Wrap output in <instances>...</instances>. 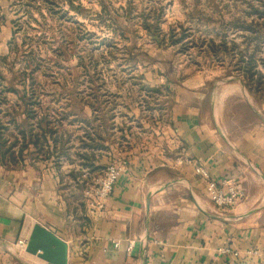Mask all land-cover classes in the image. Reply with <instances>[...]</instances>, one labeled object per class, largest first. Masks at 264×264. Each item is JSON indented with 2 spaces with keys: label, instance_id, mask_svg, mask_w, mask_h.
<instances>
[{
  "label": "crops",
  "instance_id": "obj_1",
  "mask_svg": "<svg viewBox=\"0 0 264 264\" xmlns=\"http://www.w3.org/2000/svg\"><path fill=\"white\" fill-rule=\"evenodd\" d=\"M118 71L105 91L118 100L101 113L88 103L69 144L0 152V264H48L19 243L36 224L67 244L68 264H264V97L241 79L208 90L201 71L175 82L158 69ZM233 102L250 116L231 118ZM111 161L126 171L94 215L84 192ZM199 168L236 179L240 203L218 209Z\"/></svg>",
  "mask_w": 264,
  "mask_h": 264
},
{
  "label": "rangeland",
  "instance_id": "obj_2",
  "mask_svg": "<svg viewBox=\"0 0 264 264\" xmlns=\"http://www.w3.org/2000/svg\"><path fill=\"white\" fill-rule=\"evenodd\" d=\"M72 1L88 10L86 17L68 11L69 0H0V118L4 122L8 115L27 129L40 120L47 127L44 114H50L52 121L60 118L61 111L75 112L76 117L87 115L79 98L96 103L88 95L92 86L88 80L93 76L97 79L91 75L94 70L86 74L91 69L90 57L98 63L97 84L105 83L99 91L102 101L118 100L105 91L112 90L117 79L114 72H120L119 68L158 69L171 82L201 71L209 83L208 90L212 85L238 83L237 79L243 82L235 64L238 50L246 48L243 38L248 33L237 29L233 22L243 17L242 21L251 23L253 17L246 15L250 6H264V0ZM102 9L105 11L100 15ZM143 13L151 15L148 21L152 25L157 22L154 17H159L158 29H152L151 35L142 25ZM111 16L116 19L111 20ZM87 32L94 35L86 36ZM155 37L163 43L158 44ZM224 37L228 47L231 38L237 37L235 41L240 46L234 51L235 57L229 52L216 55L210 47L212 40L217 45ZM107 40L120 41L117 49L103 47L101 42ZM257 54L263 58L264 44ZM142 84L146 87L144 79ZM255 92L263 99L264 83L263 90ZM31 110L42 119H31ZM228 115L246 119L250 112L233 102L229 103ZM66 120L61 130L77 132V127Z\"/></svg>",
  "mask_w": 264,
  "mask_h": 264
},
{
  "label": "trees",
  "instance_id": "obj_3",
  "mask_svg": "<svg viewBox=\"0 0 264 264\" xmlns=\"http://www.w3.org/2000/svg\"><path fill=\"white\" fill-rule=\"evenodd\" d=\"M70 6L68 11H72L77 15L86 17L87 16V9L80 6L76 5L72 0H69ZM246 12V15L248 17H253V20L251 23H248L245 21H242V18H239L235 20L233 25L239 30L244 31L248 33L247 36H244L243 38V43H246V48L245 50H238V55H237V62L235 64L236 70L238 71L239 74L242 75L244 82L246 86L249 87H254L256 90H263V83H264V73L262 70L259 68L260 65H264V59L258 56V51L260 50L261 44H264V6H250ZM105 10L102 9L101 12L99 13L100 15L103 14ZM66 14V12H65ZM142 18V25L144 29L147 31L149 35H151L152 29H158V20L159 17H154V19L157 20L153 25L148 21L151 18V15L149 13L141 14L140 15ZM111 20H115L113 16L110 17ZM262 20L263 22H260ZM76 24V22H75ZM79 26H82V24L77 23ZM85 35H94L93 33H85ZM126 38V36H124ZM227 37L222 38L220 44L215 45V41L212 40L210 42V47L214 50V53L219 55V53H228L229 55L235 57L234 51L236 49H239V44L236 43L235 40H231V47H228L227 45ZM118 40H107L101 42V44H104L103 47L105 48H111V49H117L118 45ZM163 41L160 40L158 41V44H162ZM252 46L251 48H249ZM223 49V50H222ZM90 52V51H89ZM108 53L109 50H108ZM84 58L81 57V59ZM131 60H133L132 57H130ZM90 64H91V69L87 71L86 74H91V70H94L92 72V76L96 75L94 79V76L89 79V83L92 85L90 87V93L88 95L92 96V99L96 100V103H98V106L91 105L92 109L94 111H100V113L105 109L102 107L103 102L100 99V97L103 95L102 92L100 93L99 91H102L101 89L104 87L105 83L101 82L99 85L97 84V80H99L100 73L96 71L97 67V61H92V58L90 57ZM134 61V60H133ZM82 65L83 62H81ZM119 67V65L117 64ZM84 67H89V66H84ZM145 89L148 87L143 86ZM150 90V88H148ZM32 97L31 99H34L35 96L34 94H31ZM78 97V95H76ZM80 97V95H79ZM37 99V98H36ZM85 98H79L81 101L80 107L83 109H86L85 107L88 106V103L91 104V101L89 100H84ZM100 99V100H99ZM99 100V101H98ZM41 103V102H38ZM102 104V105H101ZM70 106V104L68 105ZM115 107L112 109L109 108V110H113ZM75 112H62L59 113V119L58 120H50V114H44V119H48V122H46L47 127L42 126V120H40L37 123H31L30 126L25 129L21 125H18L17 122H15L14 118H9L7 115L6 117L7 122L3 121V118H0V152H2L3 155L9 156L10 159H22L23 158V151L26 149L32 148L31 152L28 153L30 157L33 155H37V157L42 154L43 152L46 154H50V144H49V139L52 140V142L57 145L58 142L62 144L67 142L68 144L71 141L69 132L62 131L61 127L64 125V120L65 123L69 120L67 117L73 116L75 117L74 120H69L70 125H76L79 121L83 122L85 125L86 122L81 118L82 116L76 117ZM77 114V113H76ZM29 117L31 119H39L41 116H38V113H35L34 110H31ZM42 119V118H40ZM76 123V124H75ZM62 131V136L61 138H55V135L58 134L59 132ZM67 135V138H64V136ZM50 137V138H49ZM19 147V149L16 151V147ZM20 145V146H19ZM48 150L45 151V149ZM63 149V148H62ZM17 153V154H16ZM63 153V152H61Z\"/></svg>",
  "mask_w": 264,
  "mask_h": 264
},
{
  "label": "built area",
  "instance_id": "obj_4",
  "mask_svg": "<svg viewBox=\"0 0 264 264\" xmlns=\"http://www.w3.org/2000/svg\"><path fill=\"white\" fill-rule=\"evenodd\" d=\"M125 161H111L106 166L102 175L97 177L84 192V198L88 210L94 214H101L106 204L113 193L115 184L119 178L126 171ZM198 172L206 180V191L208 197L218 209L228 210L240 203L243 197V190L240 184L234 178H226L222 182L214 180L209 171L205 168H199ZM21 246H25L27 243L25 240L19 241ZM116 246L119 243L115 244ZM130 247H132L130 245ZM225 254H233L238 256V252H232L226 248L222 250ZM264 257V252L260 254Z\"/></svg>",
  "mask_w": 264,
  "mask_h": 264
},
{
  "label": "water",
  "instance_id": "obj_5",
  "mask_svg": "<svg viewBox=\"0 0 264 264\" xmlns=\"http://www.w3.org/2000/svg\"><path fill=\"white\" fill-rule=\"evenodd\" d=\"M155 38L159 40L158 37ZM26 250L38 255L48 264H68L67 244L40 224L34 226Z\"/></svg>",
  "mask_w": 264,
  "mask_h": 264
}]
</instances>
